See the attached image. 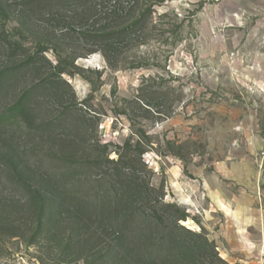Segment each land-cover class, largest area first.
<instances>
[{
    "label": "rangeland",
    "instance_id": "obj_1",
    "mask_svg": "<svg viewBox=\"0 0 264 264\" xmlns=\"http://www.w3.org/2000/svg\"><path fill=\"white\" fill-rule=\"evenodd\" d=\"M22 1L0 0V27L38 68L0 110L39 82L54 86L39 91L32 124L0 121V264H150L157 214L172 226L164 205L211 241L200 204L169 185V171L202 152V130L217 138L213 128L226 127L233 109L249 111L264 153V0H148L138 42L109 57L83 38L104 34L106 20L67 32L20 15ZM7 65L0 55V69ZM72 162L82 166L72 172ZM126 210L139 214L136 239L122 237Z\"/></svg>",
    "mask_w": 264,
    "mask_h": 264
},
{
    "label": "trees",
    "instance_id": "obj_2",
    "mask_svg": "<svg viewBox=\"0 0 264 264\" xmlns=\"http://www.w3.org/2000/svg\"><path fill=\"white\" fill-rule=\"evenodd\" d=\"M146 1L148 0H134L132 6L116 5L112 9L99 10L98 8L102 4H98V0H23L19 14L25 17L34 16L37 21L45 23L50 28L62 27L61 30L67 29V32L71 31L72 27L80 28L89 25L90 22L95 24L98 23V20L104 19L107 23L106 27H108L104 34L93 37L83 33V38L87 43H97L100 47L99 51L109 57L111 54H120L126 47L125 44L138 42L134 38L137 32L136 27L144 28L148 24L151 13L150 9L142 8ZM7 8L9 7L7 6ZM5 14L6 10L0 5L1 25ZM28 54L26 48L13 41L6 30L0 27V55L5 56L9 63L0 69V107L2 99L9 89L25 78L27 73H35L37 70L36 56ZM39 83L19 95L10 107L4 108L3 111L0 110V121H4V119L10 122L14 121L15 124L17 122L18 127L22 122L32 124L31 117L36 111L35 105L39 91L43 89V86L44 89L49 85L51 88L54 86L53 82H48L49 85L43 83V86ZM54 127L55 125L50 122L44 124V127L33 126V129L51 130ZM71 166L70 171L76 172L82 165L72 162ZM69 175L70 173H65L63 179L67 180ZM68 193V188H66L64 194ZM164 207L172 210L168 220L172 226L165 222V214H157L154 221H159L158 229L156 232L148 234L147 237L150 241V264H230L221 258L217 247L205 233L192 232L179 224V221L187 219V215L181 213L179 208L173 205H164ZM138 220L139 214L136 211L126 210L124 212L121 222L124 227L123 233H121L122 237L127 239L131 234L132 238H137L138 233L135 231L139 226V224L137 226ZM119 249L122 250V247L119 246Z\"/></svg>",
    "mask_w": 264,
    "mask_h": 264
},
{
    "label": "crops",
    "instance_id": "obj_3",
    "mask_svg": "<svg viewBox=\"0 0 264 264\" xmlns=\"http://www.w3.org/2000/svg\"><path fill=\"white\" fill-rule=\"evenodd\" d=\"M229 114L226 127L217 123L213 128L219 134L215 138L213 132L211 142L202 130L196 140L201 138L205 148L190 163L178 159L183 164L170 169L169 185L195 197L202 212L199 227L224 260L264 264V153L259 154L262 147L255 145L259 129L252 128L248 110L233 109ZM172 127L178 130V120Z\"/></svg>",
    "mask_w": 264,
    "mask_h": 264
}]
</instances>
